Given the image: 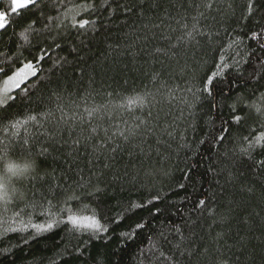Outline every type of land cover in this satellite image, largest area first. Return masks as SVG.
Wrapping results in <instances>:
<instances>
[{
  "label": "trees",
  "instance_id": "obj_1",
  "mask_svg": "<svg viewBox=\"0 0 264 264\" xmlns=\"http://www.w3.org/2000/svg\"><path fill=\"white\" fill-rule=\"evenodd\" d=\"M248 3L37 0L11 18L0 88L37 73L0 107V175L34 159L40 178L0 191V264H264V148L241 152L264 133V0Z\"/></svg>",
  "mask_w": 264,
  "mask_h": 264
},
{
  "label": "snow or ice",
  "instance_id": "obj_2",
  "mask_svg": "<svg viewBox=\"0 0 264 264\" xmlns=\"http://www.w3.org/2000/svg\"><path fill=\"white\" fill-rule=\"evenodd\" d=\"M106 2V0H105ZM0 31H6L11 26V18L12 17H18L20 16L24 11H30L33 7L37 5V0H0ZM210 7V5H208ZM84 10L87 11L88 8L92 7L91 5H85L83 6ZM247 8L249 10V13L253 11V3L252 0H249V3L247 5ZM130 10V9H129ZM93 21H90L88 19H82L79 22L75 20V17H73V27H79L80 29H84L86 26L93 24ZM28 28H31V25L28 26ZM185 28H187V25H185ZM28 29H26L27 31ZM196 32V25L193 24L192 29L190 31H186L185 35L189 38L193 37V34ZM264 34V31L262 33L258 34L256 32L252 33V38L256 39L258 35ZM21 37L24 39V41L28 42V37L24 33H21ZM178 41H182L183 37H178ZM261 47H264V44L261 45ZM44 57L40 56L39 59L42 60ZM219 68V66H217ZM4 69L0 68V72H3ZM37 73V68L32 62H26L23 64V66L19 67L12 73V75H9L6 77V79L3 81V89H0V107H3L6 105L8 100L14 99V97L10 96L9 93L13 91L16 88H19L22 83H24L30 76H35ZM221 74L220 71H216L211 73L206 77V81L203 86V91L207 92L209 95H211V89L209 85H211L214 81V79ZM191 91V89H190ZM261 97L264 98V93L261 94ZM242 98H237V103H240ZM135 103V101H133ZM142 103V101H141ZM247 107L249 109L255 108L257 114L261 113V109L259 107H256L254 104H248ZM88 111V110H86ZM93 111H88V115L91 116L93 114ZM233 111H235V105H233ZM38 115H44V114H38ZM50 115V114H48ZM242 117L235 116L234 121L236 123H239L241 121ZM28 121H37V115H29L27 117ZM96 129H93V132H95ZM121 136L124 137V139H128L129 136L135 134L134 129H128L127 132H120ZM85 139H89V137H85ZM223 139V137H221ZM245 140H248V137H244ZM75 144H79L80 140L74 141ZM28 145V141L25 140L23 144H21L19 147L21 148L22 152H27L29 156H31V149L26 147ZM256 148H264V133H261L260 135L256 136L254 140H251L248 142L247 147H242L241 152L245 155L251 156V153L255 151ZM114 150V149H113ZM47 152V149H43L40 152V155H44ZM7 153L5 152V156ZM261 167H264V161L259 162ZM38 170V165L34 159H28L23 164L7 161L4 166V173L0 175V191H3L5 196H7V190L9 184L12 182L13 177L17 179L22 178H31L32 180H36L40 177L37 175H34ZM23 195V194H22ZM74 198V196H69V199ZM199 204L202 206L205 204L204 200L199 201ZM67 221L71 223L74 227V229H88L92 230L94 233H99L101 231H107V227L103 225L99 219H97L95 216L92 217H79L76 215L69 214L67 217ZM33 228L37 230V232L45 231L48 229H51L54 225L52 223L47 224L46 228L41 225H31ZM137 227H142V225H137ZM16 231V229H6V231ZM27 230V226H25V229ZM179 231V229H177Z\"/></svg>",
  "mask_w": 264,
  "mask_h": 264
},
{
  "label": "rangeland",
  "instance_id": "obj_3",
  "mask_svg": "<svg viewBox=\"0 0 264 264\" xmlns=\"http://www.w3.org/2000/svg\"><path fill=\"white\" fill-rule=\"evenodd\" d=\"M34 76H30L24 83H26L29 79H31V78H33ZM24 83H22L21 85H20V87L24 84ZM3 87H4V85H3V83H2V85H1V88L0 89H3ZM19 87V88H20ZM19 88H16V89H14L13 91H11L10 93H9V95L11 96V94L14 92V91H16L17 89H19Z\"/></svg>",
  "mask_w": 264,
  "mask_h": 264
}]
</instances>
